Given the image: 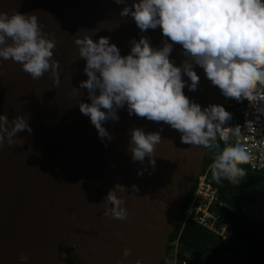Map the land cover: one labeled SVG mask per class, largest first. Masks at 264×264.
I'll return each mask as SVG.
<instances>
[{"label": "water", "instance_id": "obj_1", "mask_svg": "<svg viewBox=\"0 0 264 264\" xmlns=\"http://www.w3.org/2000/svg\"><path fill=\"white\" fill-rule=\"evenodd\" d=\"M123 6L114 0H0V10L34 13L42 32L55 38L52 59L58 61L59 77L54 84L49 70L33 79L11 58L0 59V114L9 121L23 116L31 128L18 131L13 146L0 145V264H162L167 257L208 149L181 143L180 133L167 124L129 116L126 108L117 109V120L103 122L111 140L102 142L78 106L90 101L79 86L87 77L74 36L87 32L94 41L107 36L121 55L129 52L132 39L145 36L155 47L165 39L159 27L141 32L131 16L121 17ZM170 59L177 65L184 59L180 45H173ZM193 67L199 83L195 91L185 86L184 94L202 108L220 104V90ZM136 127L145 132L162 127L154 165L147 156L133 161L127 151ZM116 183L125 187L116 190L127 210L124 220L103 215V198ZM221 213L234 234L210 256L243 246L250 264H264V225L242 207H223ZM22 253L28 256L23 262ZM200 257L194 253L190 264L200 263Z\"/></svg>", "mask_w": 264, "mask_h": 264}, {"label": "clouds", "instance_id": "obj_2", "mask_svg": "<svg viewBox=\"0 0 264 264\" xmlns=\"http://www.w3.org/2000/svg\"><path fill=\"white\" fill-rule=\"evenodd\" d=\"M114 2L124 5L119 15L131 16L141 32L159 27L165 39L159 47L151 45L145 36L132 39L129 52L121 55L107 36H99L95 41L87 32L74 36L87 77L79 86L86 90L90 101H80L79 111L89 117L102 142L105 138L111 140L103 122L117 120L120 108H126L129 116L135 114L167 124L180 133L184 144L217 148L218 137L225 147L216 152L212 164L205 170L203 167L200 175L211 167L213 181L237 183L244 175L239 165L248 164L249 157L242 147L227 144V129L223 125L231 114L222 104L202 108L183 89L187 86L189 91H195L199 83L195 65L224 98L237 103L254 102L258 97L264 100L258 88L264 86V0H131L130 6L126 0ZM174 44L181 46L184 57L179 65L170 59ZM54 48L55 38L42 32L34 13L0 10V59L11 58L33 79L50 70L53 83L57 84ZM185 76L187 81L182 78ZM78 92L73 88L74 94ZM256 111L264 113V108ZM21 130L31 132L23 116L9 121L6 114H0V145L6 142L13 146L14 137ZM160 131L162 127L149 132L140 127L130 130L127 151L133 161L143 162L147 156L154 165L153 150L161 140ZM232 134L238 137L239 129ZM140 174L141 170H137ZM116 190L124 191L125 187L116 183L108 190L103 198V215L124 220L127 210ZM132 190L138 191L134 184ZM223 202V207L230 209ZM128 253L129 249L124 248L123 256ZM188 256L191 262L192 255ZM27 259V254L19 256L21 262ZM117 264L123 262L118 260ZM136 264L141 262L137 260Z\"/></svg>", "mask_w": 264, "mask_h": 264}, {"label": "trees", "instance_id": "obj_3", "mask_svg": "<svg viewBox=\"0 0 264 264\" xmlns=\"http://www.w3.org/2000/svg\"><path fill=\"white\" fill-rule=\"evenodd\" d=\"M244 107V104H240L226 109L231 114V119L226 121L223 127L240 123L243 117ZM216 143L218 145L217 148L208 149L209 153L206 156L204 170L212 164L216 152L225 147V143L221 142L218 137ZM227 144L234 147L230 142ZM239 166L244 169V175L239 177L237 183H229L222 179H215L220 190V197L227 203L230 209L242 207L246 214H249L248 206H257L259 212L254 218L251 217V219L264 225V172L251 171L247 163ZM222 242L223 239L220 236L203 227L200 223L191 218L186 220L184 211H182L178 218L177 227L171 234V245L167 249V255L169 256L172 253L174 244L178 243L180 247L177 253L179 264H183L185 260L190 263V257L188 255H193L194 253L201 255L200 263L198 264H243L247 256L246 248L243 246L234 253L223 254L217 257L210 256L211 250ZM166 258L162 264H170Z\"/></svg>", "mask_w": 264, "mask_h": 264}, {"label": "built area", "instance_id": "obj_4", "mask_svg": "<svg viewBox=\"0 0 264 264\" xmlns=\"http://www.w3.org/2000/svg\"><path fill=\"white\" fill-rule=\"evenodd\" d=\"M258 88L259 95L264 96V86H258ZM220 104L225 109L240 104L245 105L241 122L223 127L227 129V143H234L235 146H240L245 150L249 157L248 164L253 171L264 170V113L256 111L257 108H264V100H260L258 97L254 102L237 103L223 97ZM237 128L239 129L238 137L232 134L233 130ZM210 173L211 167L199 176L182 211H184L186 220L191 218L223 240H227L234 234V229L220 211L225 203L220 198L219 188L210 178ZM183 264H189V262L185 260Z\"/></svg>", "mask_w": 264, "mask_h": 264}, {"label": "rangeland", "instance_id": "obj_5", "mask_svg": "<svg viewBox=\"0 0 264 264\" xmlns=\"http://www.w3.org/2000/svg\"><path fill=\"white\" fill-rule=\"evenodd\" d=\"M248 210L249 212H251L250 216L251 217H255L258 214V208L255 206H248ZM180 247L178 245V243L174 244V249L172 251V253L166 258L167 262L170 264H179L178 262V257H177V253L179 252ZM243 264H250L249 258L246 256Z\"/></svg>", "mask_w": 264, "mask_h": 264}, {"label": "flooded vegetation", "instance_id": "obj_6", "mask_svg": "<svg viewBox=\"0 0 264 264\" xmlns=\"http://www.w3.org/2000/svg\"><path fill=\"white\" fill-rule=\"evenodd\" d=\"M255 207H257V206H255ZM257 208H258V207H257ZM258 212H259V208H258ZM248 213L251 214V212H249V210H248Z\"/></svg>", "mask_w": 264, "mask_h": 264}]
</instances>
